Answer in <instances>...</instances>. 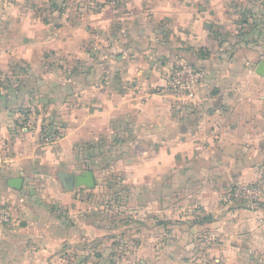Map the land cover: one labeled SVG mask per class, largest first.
I'll use <instances>...</instances> for the list:
<instances>
[{"label": "crops", "instance_id": "1", "mask_svg": "<svg viewBox=\"0 0 264 264\" xmlns=\"http://www.w3.org/2000/svg\"><path fill=\"white\" fill-rule=\"evenodd\" d=\"M96 1L104 4L102 11L82 10L64 21L63 43L80 46L89 38L92 49L89 56L80 52L88 68L61 82V71L45 65L50 25L35 15L50 0H0V73L22 71L17 78L29 83L19 87L20 97L0 95V160L8 155L3 171L27 170L34 155L47 149L41 143L42 116L27 115L35 121L20 128L11 111L48 100L61 112V92L73 93L66 121L73 146L126 140V153L149 157L154 172L186 173L190 203L209 212L204 224L190 230L205 235L194 257L171 264H264V202L253 211L223 212L219 205L225 188L254 185L264 169V75L258 74L264 39L256 43L262 29H249L263 7L258 0ZM234 1L238 8L231 6ZM242 27L247 29L239 34ZM180 61L207 73L192 98L175 99L165 88ZM14 178L21 177L11 176L6 184L0 179V211L11 218L6 203L20 192L10 187ZM17 224L0 226V264H60L38 231Z\"/></svg>", "mask_w": 264, "mask_h": 264}, {"label": "rangeland", "instance_id": "2", "mask_svg": "<svg viewBox=\"0 0 264 264\" xmlns=\"http://www.w3.org/2000/svg\"><path fill=\"white\" fill-rule=\"evenodd\" d=\"M193 2L188 0L187 3ZM236 3L239 2L231 4L234 9L239 6ZM258 3L263 9L258 19L249 22V29L258 32L262 29L256 38L259 44L264 39V0ZM103 8L104 4L96 0H50L35 13L50 25V45L44 50L45 65L61 71V82L72 80L74 72L80 68H88L89 62L82 59L80 52L89 56L92 49L89 38H83L80 46L73 41L63 43L64 21H72L82 10L100 12ZM246 14L249 20L247 11ZM245 29L242 27L239 34ZM214 33L219 35L218 31ZM21 70L26 68L23 66ZM21 72L0 73V95H7L9 91L20 97L19 87L26 88L29 84L27 78H17ZM71 95L73 93L61 92V112L48 100L11 111L18 115L20 128L29 127V122L35 121L32 115L42 116L41 143L47 149L39 157L34 155L28 169L20 173L3 171L8 155L0 160V179L4 184L14 175L25 181V188L12 192L16 197L6 203L12 215L10 225L17 220L21 229L38 231L40 243H47L53 249L51 259L60 264H79L80 261V264H171L183 257L191 261L205 235L190 234V230L204 224L210 215L202 205L190 203L192 189H187L183 183L191 182L186 180L187 174L180 171L174 174L168 169L154 172L147 162L149 157L138 154V150L134 154L126 153L128 144L122 139L103 138L73 146L72 136L67 138V130L71 127L66 122L72 116L73 104L68 100ZM37 99L39 96L34 98ZM86 171L93 172L96 177L94 189L81 187L71 191L60 182L59 173L80 175ZM236 185L223 190L220 211L243 208L253 211L262 207L264 200L255 208L229 204L227 196ZM31 242L27 244L37 243ZM83 247L84 250L79 251Z\"/></svg>", "mask_w": 264, "mask_h": 264}, {"label": "built area", "instance_id": "3", "mask_svg": "<svg viewBox=\"0 0 264 264\" xmlns=\"http://www.w3.org/2000/svg\"><path fill=\"white\" fill-rule=\"evenodd\" d=\"M205 70L187 62L173 64L167 77L165 88L175 99H188L196 95L205 82ZM264 199V169L260 181L254 185H236L226 201L242 207L255 208ZM11 216L0 211V226L9 225Z\"/></svg>", "mask_w": 264, "mask_h": 264}, {"label": "water", "instance_id": "4", "mask_svg": "<svg viewBox=\"0 0 264 264\" xmlns=\"http://www.w3.org/2000/svg\"><path fill=\"white\" fill-rule=\"evenodd\" d=\"M258 74L264 75V62L260 63L258 67ZM59 179L62 185L69 190H74L75 188L86 187L88 189H94L96 186L95 175L91 171H86L80 175L59 173ZM11 189L15 191H21L24 187L23 178H14L10 181Z\"/></svg>", "mask_w": 264, "mask_h": 264}]
</instances>
